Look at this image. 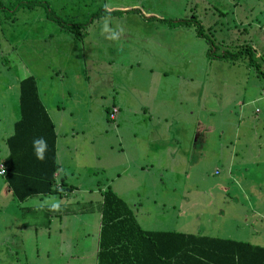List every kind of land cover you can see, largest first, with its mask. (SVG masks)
I'll use <instances>...</instances> for the list:
<instances>
[{"label":"rangeland","instance_id":"obj_1","mask_svg":"<svg viewBox=\"0 0 264 264\" xmlns=\"http://www.w3.org/2000/svg\"><path fill=\"white\" fill-rule=\"evenodd\" d=\"M4 1L0 158L18 82L32 76L57 174L74 190L42 195L59 204L52 211L37 196L18 202L0 176V264H94L106 187L144 229L186 219L210 234L230 216L229 236L264 246V0H45L51 14L44 0ZM101 9L120 13L95 17ZM192 16L212 45L193 22H168ZM243 44L254 66L243 54L215 57Z\"/></svg>","mask_w":264,"mask_h":264},{"label":"trees","instance_id":"obj_2","mask_svg":"<svg viewBox=\"0 0 264 264\" xmlns=\"http://www.w3.org/2000/svg\"><path fill=\"white\" fill-rule=\"evenodd\" d=\"M40 3L46 8L45 12L51 14L47 2L44 0ZM116 13L120 11L101 9L94 15L99 17ZM168 22L170 27L193 22L196 34L212 45L194 16ZM242 46L234 52L223 50L215 57L233 60L243 54L247 56L248 64L253 65L251 47L246 44ZM17 103L18 118L4 140L7 150L6 155L0 158V163L5 173L0 176L17 201L32 195H64V191H70V187L64 186L62 181L57 182L54 177L59 167L55 160L54 125L38 97L32 76L19 80ZM106 116L108 118V113ZM41 137L48 145L42 161L36 158L33 150V140ZM99 212L96 264H153L166 261L264 264V246L247 241L142 229L127 203L109 187L101 191Z\"/></svg>","mask_w":264,"mask_h":264},{"label":"crops","instance_id":"obj_3","mask_svg":"<svg viewBox=\"0 0 264 264\" xmlns=\"http://www.w3.org/2000/svg\"><path fill=\"white\" fill-rule=\"evenodd\" d=\"M5 3V4H4ZM7 5H9V1H7V2H5L4 0H0V7H3V6H7ZM111 10V9H110ZM116 108H118L117 106H115ZM143 108L144 109H147V106H143ZM114 118H115V114H114V116H113V120H114ZM51 120V119H50ZM54 131H55V129H54ZM7 150V149H6ZM5 155H6V153H5ZM5 155H3V157L5 156ZM55 160H56V138H55ZM59 169H57L56 170V172H55V174H54V177H55V180L57 181V182H60V181H62V183H63V185H64V182H63V175L60 177L59 175L60 174H57V171H58ZM125 171V168L124 169H122V172H124ZM228 174L230 175V172H231V170L228 168ZM1 178H3V177H1ZM233 184H235L236 185V187H238V188H240L239 187V185H238V183H235V182H233ZM228 186H229V184H227ZM227 185H226V187H223V186H221L224 190H227L228 189V187H227ZM231 185V184H230ZM2 186H4L3 188H4V191L6 192H9L10 193V191H9V188H8V186H7V184L4 182L3 183V185ZM65 186V185H64ZM220 187V188H221ZM74 190V186H70V191L68 190V191H64V195L63 196H67V194H69V193H71V191H73ZM11 194V193H10ZM32 196H37V197H39L40 198V201H43V203L45 204V206H47V205H50V203H48V202H51V205L53 204V201H51V198L50 197H48V196H42V195H32ZM13 197V196H12ZM31 196H29V197H27L28 199L30 198ZM244 197V196H243ZM27 198H26V200H27ZM65 198V197H64ZM100 198H101V194H100ZM43 199V200H42ZM245 199V198H244ZM238 200H239V197H237L236 198V196H232L231 197V201L230 202H232V203H234V202H238ZM247 200H249V198L248 199H246V201ZM24 201V200H23ZM23 201H18V202H23ZM258 201V200H257ZM100 202H101V200H100ZM60 203H63V204H74V203H72V202H69V201H62V202H60ZM137 204H140V203H137ZM261 205H264V203H261ZM180 211V210H179ZM70 212H71V214L72 215H75L76 214V211L75 210H70ZM263 214V213H262ZM182 212L180 211V213L179 214H177V218H179V217H181L182 218ZM218 217H222L221 215H217ZM134 217H135V219H136V221L138 222V224L140 225V222H139V220L137 219V217H136V215L134 214ZM217 217V218H218ZM232 217H234V214L232 213ZM223 218V217H222ZM185 221H186V219H184ZM231 220V218H230V216L229 217H227V219L225 220V222H224V220H221V222H223V223H220V224H218V226H216V227H218V229H215L212 233H210V234H208V233H201V232H199L197 229H194V230H189L190 228H191V224L188 226V224H185L184 222L185 221H183L181 224H180V227L182 228V229H177V228H172V229H165V228H163V229H146L145 228V230H154V231H175V232H181V233H185V234H193V235H205V236H209V237H217V238H229V239H234V240H239V239H235V238H233V237H231V235L229 236L226 232V230H225V228H227L228 227V225H227V223L229 222ZM218 221L220 222V220H219V218H218ZM176 223H178V220L176 221ZM231 225V224H230ZM99 227H100V212H99ZM140 227L142 228V229H144L141 225H140ZM188 228V229H187ZM58 232H60V229L58 230ZM220 233V234H219ZM98 234H99V228H98ZM98 234L96 235V249H95V251H94V256H95V261H94V264H96V252H97V243H98ZM224 234V235H223ZM241 241H243V240H241ZM257 245V244H256ZM260 246H262V245H260ZM153 264H214V263H212V262H179V261H177V262H168V261H166V262H158V263H153Z\"/></svg>","mask_w":264,"mask_h":264},{"label":"clouds","instance_id":"obj_4","mask_svg":"<svg viewBox=\"0 0 264 264\" xmlns=\"http://www.w3.org/2000/svg\"><path fill=\"white\" fill-rule=\"evenodd\" d=\"M102 31L103 32H112V29L109 28L108 24L105 23L103 25V28H102ZM120 35V32L117 31L115 33H113L111 36H108L109 39H115V38H118V36ZM47 141L44 139V138H36L33 140V150H34V153H35V156L38 160H44L45 159V153L47 151ZM5 173V169L3 167H0V175H4ZM43 207V205L41 206ZM49 210H52V211H59L60 210V206L58 203H54L51 205V208Z\"/></svg>","mask_w":264,"mask_h":264},{"label":"built area","instance_id":"obj_5","mask_svg":"<svg viewBox=\"0 0 264 264\" xmlns=\"http://www.w3.org/2000/svg\"><path fill=\"white\" fill-rule=\"evenodd\" d=\"M115 112V109H112V112L109 113V117L112 118L113 113ZM0 167H3V165L0 163Z\"/></svg>","mask_w":264,"mask_h":264}]
</instances>
